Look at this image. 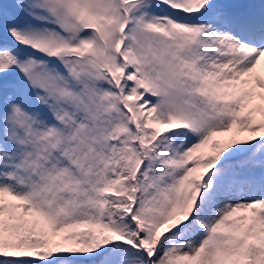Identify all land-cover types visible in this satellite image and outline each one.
Wrapping results in <instances>:
<instances>
[{
  "label": "snow or ice",
  "instance_id": "1",
  "mask_svg": "<svg viewBox=\"0 0 264 264\" xmlns=\"http://www.w3.org/2000/svg\"><path fill=\"white\" fill-rule=\"evenodd\" d=\"M0 264H264V0H0Z\"/></svg>",
  "mask_w": 264,
  "mask_h": 264
}]
</instances>
